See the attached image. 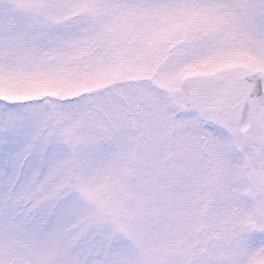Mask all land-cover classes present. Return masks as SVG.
I'll return each mask as SVG.
<instances>
[{"label":"snow or ice","instance_id":"6c2138e0","mask_svg":"<svg viewBox=\"0 0 264 264\" xmlns=\"http://www.w3.org/2000/svg\"><path fill=\"white\" fill-rule=\"evenodd\" d=\"M0 264H264V0H0Z\"/></svg>","mask_w":264,"mask_h":264}]
</instances>
